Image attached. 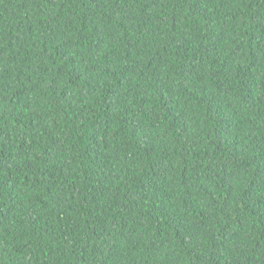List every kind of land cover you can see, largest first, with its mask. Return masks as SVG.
Masks as SVG:
<instances>
[{
  "label": "trees",
  "instance_id": "trees-1",
  "mask_svg": "<svg viewBox=\"0 0 264 264\" xmlns=\"http://www.w3.org/2000/svg\"><path fill=\"white\" fill-rule=\"evenodd\" d=\"M0 264H264V0H0Z\"/></svg>",
  "mask_w": 264,
  "mask_h": 264
}]
</instances>
